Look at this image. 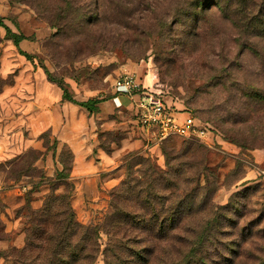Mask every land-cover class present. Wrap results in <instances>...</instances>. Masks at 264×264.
<instances>
[{
	"label": "rangeland",
	"instance_id": "374dc122",
	"mask_svg": "<svg viewBox=\"0 0 264 264\" xmlns=\"http://www.w3.org/2000/svg\"><path fill=\"white\" fill-rule=\"evenodd\" d=\"M212 1L184 20L193 0H69L82 18L64 0H0V20L27 37L18 47L0 27V264L55 260L71 209L98 232L94 264H264V0L226 12ZM125 74L156 77L209 139L143 132L113 88ZM59 81L95 110L64 100ZM125 180L151 206L132 192L115 199ZM29 242L32 257L21 254Z\"/></svg>",
	"mask_w": 264,
	"mask_h": 264
},
{
	"label": "trees",
	"instance_id": "16d2710c",
	"mask_svg": "<svg viewBox=\"0 0 264 264\" xmlns=\"http://www.w3.org/2000/svg\"><path fill=\"white\" fill-rule=\"evenodd\" d=\"M195 8H193V13H189L188 11L183 12V18L184 20H187L190 18V16H197L198 15V10L203 9V12L207 9L206 6L209 2H214L212 0H193ZM218 4H224L225 7L221 8V11L226 12L229 8V3H231V0H215ZM64 3H66L68 6L67 11L70 13L75 12L81 17L82 11L79 9H75L73 5L69 2V0H64ZM215 5L217 8H220ZM82 18V17H81ZM0 27H3L7 33V36L9 39H11L16 46L19 47L20 43L23 40H26L27 37L23 34L18 35L14 33L5 23H3L0 20ZM21 54L24 55L26 58L30 59L31 56L28 53H25L21 51ZM51 80H54L51 75H50ZM59 86L61 87L63 91V99L75 104H79L80 106L86 108L90 112H93L95 110V106L98 103V101H87V102H81L78 103L77 101L74 100L72 94L69 92L67 89V85L64 81H59L57 82ZM166 157L169 159L168 153H166ZM68 168L67 163H64V170L61 171L59 174L64 175L66 169ZM136 188L131 185V181L125 180L123 181L120 186L116 189V197L115 199H119V197L123 196L125 193H130L132 192L133 194H137L142 201L144 205L151 206V200L152 197L148 196V192L144 193H137ZM113 200L112 202V207L114 208L111 214V220H114L116 217L118 218L119 211H118V204L119 200ZM118 203V204H117ZM51 202L50 198L46 202L44 208L40 211V214L45 215L47 212H49ZM70 209V208H69ZM69 212V217L64 221L62 224V231L61 233H58L56 237H53L52 243L53 246L49 250L52 256L55 258V260L49 262L48 264H94L96 261V257L99 251L98 247V232L96 231L95 228L91 227H85L80 225L74 220V214H72V209ZM126 217V216H125ZM124 218V216H123ZM128 219L132 222H142L145 226L151 227L152 231L154 230L155 227H159L161 220L155 218H146V217H136L134 215H128ZM166 224V223H165ZM164 223H161L160 227L165 226ZM82 231V237L81 241L86 242L85 245H81L80 242L76 243L73 239L76 237L79 233ZM129 242V241H128ZM32 244L29 242L22 250L21 254L26 255L28 254L29 257H32L30 254L32 252ZM146 254H148V251H138V253L132 254L134 258L139 259L140 261H145ZM126 259H123L122 257H117L115 261L110 259L109 257L106 258V264H128L126 262ZM25 264V263H23Z\"/></svg>",
	"mask_w": 264,
	"mask_h": 264
},
{
	"label": "built area",
	"instance_id": "2783aa9c",
	"mask_svg": "<svg viewBox=\"0 0 264 264\" xmlns=\"http://www.w3.org/2000/svg\"><path fill=\"white\" fill-rule=\"evenodd\" d=\"M151 81L154 83L146 85L135 75L125 74L113 82V88L119 95L133 100L136 123L143 132L160 142L175 136L207 141L210 130L188 111L183 114L175 111L157 85L156 77L153 76Z\"/></svg>",
	"mask_w": 264,
	"mask_h": 264
},
{
	"label": "crops",
	"instance_id": "0c3cea01",
	"mask_svg": "<svg viewBox=\"0 0 264 264\" xmlns=\"http://www.w3.org/2000/svg\"><path fill=\"white\" fill-rule=\"evenodd\" d=\"M151 79H152V77H150V75L147 76V77L145 76V80H143V79L140 78V80L143 81L146 85H150ZM115 99L118 100V102H115V105L116 106H120V105L124 104L123 103V100H122V98L120 96L115 97L114 100ZM182 114H183V112H182Z\"/></svg>",
	"mask_w": 264,
	"mask_h": 264
}]
</instances>
